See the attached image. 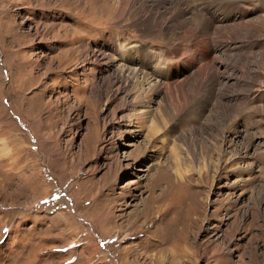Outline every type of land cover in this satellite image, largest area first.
I'll use <instances>...</instances> for the list:
<instances>
[{"label": "rangeland", "instance_id": "374dc122", "mask_svg": "<svg viewBox=\"0 0 264 264\" xmlns=\"http://www.w3.org/2000/svg\"><path fill=\"white\" fill-rule=\"evenodd\" d=\"M158 1L204 42L144 0H0V264H264V0ZM143 44L185 84L152 108L94 58Z\"/></svg>", "mask_w": 264, "mask_h": 264}, {"label": "bare ground", "instance_id": "6f19581e", "mask_svg": "<svg viewBox=\"0 0 264 264\" xmlns=\"http://www.w3.org/2000/svg\"><path fill=\"white\" fill-rule=\"evenodd\" d=\"M120 1L121 0H117L118 3H120ZM229 2H236V1L229 0ZM158 3H161V1L144 0L143 4H141V8L138 11V20L137 21L135 20V23L139 27L140 31L143 32L144 35L152 33L156 30H163V31L169 30V32L170 33L172 32V34L175 37L179 36L180 38H183L184 40H186L185 38H189V41L193 42L195 45H198V43L204 42L203 40H201V37H203V39H204V34H205L204 32H202V28H204L203 27L204 23H198L196 21L195 22L193 21L192 23H190V24H192V29H188L187 27H188L189 23L186 20V18L184 20H179V21H175L173 17L168 18L164 13L162 14L155 9V5H157ZM215 9H217V10L214 13L218 12V10H220V7H216ZM180 11H182V10H180ZM212 24H213V22H212ZM251 28L255 29L254 25L250 27L249 33L252 32ZM221 39H222V37H221ZM206 40H208V38ZM168 42H169V45L174 46L176 48H178V46H180V44H178V42H176V40L173 38H170V41H168ZM179 43H181V42H179ZM180 47H182V46H180ZM115 50L117 52L116 56L113 55L111 52L107 53V50H105V52L104 51L95 52L94 58H95V60H99V59L104 60V62H107V65L114 64L117 61L121 62L123 67L126 69V71L129 72V75L127 77L121 78V80H123V85L124 86L132 85L133 88L138 86L140 88L141 92H143L142 96H138L141 94L139 92V94H137L134 97L135 98L134 103L144 102V99H145V103H148L149 108H152L153 105H151L150 103L153 101V98L156 95H160L161 93H164V91H166L167 89L169 92L172 89L174 90V88H172V89L170 88V86L173 87L174 84H176V86H179L178 88H180L182 85L185 86L184 81H183L184 79L182 81L181 80H178V81L172 80V76H173V73L171 72L172 71V65L169 62H167V60L161 59V56L160 55L158 56L157 54H155L152 51V49L146 48L144 46V44L140 45V46H135L132 49H130V47L118 46V48H116ZM135 58H136V60L141 61V63H142L141 68H138L139 63H136ZM132 62H133V66L131 64ZM189 66L195 67V63L192 61ZM199 68H201V67H199ZM197 75H198V73H197ZM185 79H187V78H185ZM180 89H178V90H180ZM164 96L165 97H163V102L161 104H159V107L161 108L160 111L162 113L161 116L166 114V107L168 106L166 103V95H164ZM136 97H139V98H136ZM171 101H173V100H171ZM237 108H239V107H237ZM227 112H229V110ZM237 112H239V110ZM154 114L156 115V113H154ZM177 114L179 115V113H177ZM162 121L163 120L161 118V122ZM165 125L166 124H164V127H165Z\"/></svg>", "mask_w": 264, "mask_h": 264}]
</instances>
